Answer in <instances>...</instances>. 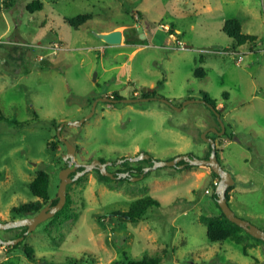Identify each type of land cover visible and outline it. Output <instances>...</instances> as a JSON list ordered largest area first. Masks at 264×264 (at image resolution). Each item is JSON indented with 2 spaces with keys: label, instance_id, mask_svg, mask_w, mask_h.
<instances>
[{
  "label": "rangeland",
  "instance_id": "374dc122",
  "mask_svg": "<svg viewBox=\"0 0 264 264\" xmlns=\"http://www.w3.org/2000/svg\"><path fill=\"white\" fill-rule=\"evenodd\" d=\"M30 1L0 0L1 222L13 219L11 207L39 199L29 185L39 168L49 173L50 196L57 192L68 163L57 127L68 121L60 132L76 146L71 164L102 157L115 161L111 172L139 152L207 157L203 133L215 135L220 163L235 178L226 189L231 208L264 229V0H42L33 11ZM82 13L91 17L78 27L66 21ZM233 17L257 36L237 50L222 30ZM110 28L123 31L120 43L97 37ZM145 84L155 85V98L98 101L89 118L71 123L98 96L138 97ZM204 94L220 106L224 133L213 130L220 124ZM181 164L137 180H100L96 168L78 176L66 188L73 216L47 218L13 248L0 243V264H126L123 252L160 254L161 264H264V242L244 232L240 243L207 238L200 215L218 211L210 189L219 176L208 165ZM146 195L159 204L141 219L117 214ZM12 228H0V237L20 231Z\"/></svg>",
  "mask_w": 264,
  "mask_h": 264
},
{
  "label": "trees",
  "instance_id": "16d2710c",
  "mask_svg": "<svg viewBox=\"0 0 264 264\" xmlns=\"http://www.w3.org/2000/svg\"><path fill=\"white\" fill-rule=\"evenodd\" d=\"M42 7H43L42 0H32L27 4V9H29L30 11H33L35 9H41ZM90 17H91L90 13H82V14H79V15L72 17V18L66 17V21L68 23H70L71 25L78 27L79 25L84 23L87 19H89ZM169 28H168V30H169ZM222 30L229 36V38L231 40L229 47L232 49H235V50H237L240 45L247 43V42H252V41L256 40V38H257V36L255 34L243 32L241 23H240L239 19L236 17L226 19L223 26H222ZM198 70L199 69L195 70V73H194L195 75L199 74ZM201 73H202V71H201ZM203 74H205V73L203 72ZM114 94H115L114 95L115 97H113V98H116V99L123 98L117 92H114ZM151 95H156L155 89L153 91H143L141 93V96L145 97V98L147 96H151ZM203 99L206 101L207 104H210L214 108L218 109L216 107L217 106L216 102L213 98L204 94ZM213 114L217 119V116L215 115L214 111H213ZM220 114L222 115V112ZM220 129H221V126L219 127V130ZM225 134H226V132H225ZM212 137L215 139V135H212ZM48 148H50L51 150L55 149L56 143H53V142L48 143ZM210 151H211V144L209 143V151H208L207 157H208ZM216 151H217V156L219 158L218 148H216ZM207 157L205 156L203 158H207ZM100 160L106 161V159H104L102 157L100 158ZM142 160H146V161L152 163L151 157H148V159H142ZM142 160L140 159V160H138V162L142 161ZM114 163H115V161H114ZM180 163H184V161L180 160L178 162V164H180ZM120 164L122 167L118 168L119 169L118 171H121V172L133 171L132 166L129 164L128 159L124 160ZM64 165L67 166L68 163L65 162ZM137 165L138 166L136 168H134V171L139 173L142 171V167L139 164H137ZM190 166H192V164L187 163V164H185L184 167H190ZM80 169H82V167ZM95 170H96L100 180H111V179H113L110 176L102 174L98 168H96ZM212 172L214 173L215 176L218 177V175L213 170H212ZM74 174H75V171H73V173H71L70 175L72 176ZM120 178L121 179H129L128 176H121ZM29 185H30V189H31L32 194L34 196L38 197L39 199H37L35 201H31V202H24V203L19 204L18 206L11 207V211L14 214L12 217L13 219H15V217L21 218V217H26V216H33L39 212V210L44 206V204L48 203L49 201H51V204H54L58 200L57 192L55 193L54 196H50V176H49V173L45 169L39 168L36 171L34 178L30 181ZM231 187L232 186L230 185L228 188H231ZM211 196H212V198H213V200H214V202L218 208V211L215 210V212H212L210 214H201L200 215V220L206 224V227H207L206 232H207V236H208L207 238H209L210 241L231 240V241H234L235 243H240L242 240L243 232L246 233L248 236L253 237L251 234H249L247 231H245L242 227H240L236 223L229 220L227 218V216L224 214V212H222V210H221V208L217 202L218 195L215 191H213ZM226 197L228 200L229 199L228 191H226ZM71 202H72L71 196L67 193V198H66V202H65L64 206L60 210H58L52 217L54 219H57V218L64 219V218L72 217L73 213L71 211L72 210L71 209ZM155 204H159L158 200L156 198H153L152 196L146 195V196H142V197L136 198L133 201H131V205L127 211H117L116 210V212H117V214L124 216L125 219L137 221L144 216V213L146 212L145 210H147V208L149 206H152ZM16 228H19L20 231L15 233L16 235L14 237L23 235L27 229V226H20V227H16ZM9 229H13V228H9ZM14 237L11 236L9 238H14ZM253 239L264 242L263 240L255 238V237H253ZM21 242L22 241H19L15 245L14 244L9 245L8 248H13V247L17 246L18 244H20ZM24 252L26 253V255L29 258H33V254H32L33 248L32 247L25 245L24 246ZM122 260L126 264H161L162 256L160 254H153V255L145 254L141 257L135 258V257L129 256L126 252H123Z\"/></svg>",
  "mask_w": 264,
  "mask_h": 264
},
{
  "label": "water",
  "instance_id": "95a60500",
  "mask_svg": "<svg viewBox=\"0 0 264 264\" xmlns=\"http://www.w3.org/2000/svg\"><path fill=\"white\" fill-rule=\"evenodd\" d=\"M97 37L101 38L102 40H104L107 43L110 44H117L120 43L122 41L123 38V34L122 31L120 29H114L108 32H98L96 33ZM152 88H143V91H152ZM150 98H155V96L152 97H144V98H135V97H125V98H121V99H116L110 96H99L96 99H94L92 106H91V110L90 112L82 119V120H78V121H71L72 124H79L81 123L84 119L89 118L93 112L94 109L96 107V103L98 101H109V102H117V101H123V102H133V101H138V100H147ZM162 101L166 102L167 104L171 105V102L166 99V98H160ZM194 99H188L186 100L183 104L188 103L190 101H192ZM204 102L206 103V101L204 100ZM207 104V103H206ZM209 107H211V109L214 111V113L217 116L218 122L221 126V129L218 130L217 128H214L213 130L216 131V133L221 134L224 133L225 131V125L224 122L221 118V110H217L216 108H214L213 106H211L210 104H207ZM179 109V108H178ZM68 121L66 122H61L58 127H57V136L59 139H61L65 145H66V152L64 154H62V158L65 160H68V165L63 167L60 172H59V184H58V189H57V197L58 200L56 203L54 204H47L44 207H42L39 212L33 216H26V217H21L18 219H10L8 221L5 222H1L0 221V228H12V227H18V226H27L26 231L24 232L23 235L21 236H17L14 238H9V239H3L0 237V243H2L3 245L9 246V245H13L14 243L20 241L23 239L24 235H26L28 232L32 231L39 223H41L42 221L46 220L47 218L52 217L58 210H60L65 202H66V198H67V192H66V188H67V184L69 182H71L72 180H75L78 176L88 172L91 169L94 168H98L102 174L110 176L112 178H115V176L121 177V176H127L129 178L133 179H139L140 177L143 176V173L138 175V176H129V172L128 171H124V172H118L116 175L109 171V169L107 168V165L111 163V161H104L102 162L99 158H93L89 163L84 164L83 169L81 170H76V168L80 165L79 163H72L74 154H75V150H76V146L67 138H65L64 136L61 135V127L66 124ZM203 137H205V140H207L210 144H211V151L210 154L208 155L207 158H203V157H197L194 155H190L188 153H183V154H179L176 155L175 157L168 159V160H160V159H155V158H151L152 159V164L150 166H147L144 171H147L151 168H155L158 166H164V165H179L178 162L180 160H183L184 163L181 164V166L183 167L185 164L189 163V164H200V165H208L218 176H219V181L216 184L215 187H212L210 189V193L212 194L213 191H215L218 195L217 197V202L222 210V212H224V214L227 216V218L229 220H231L232 222L236 223L237 225H239L240 227H242L245 231H247L249 234H251L253 237L261 239L264 241V229L258 227L257 225L253 224L252 222L248 221L245 218H242L240 216H238L234 210L231 208L227 197H226V189L228 188L229 185H233L235 183V178L233 176V174L222 167L220 160L217 156V151H216V143H215V139L213 137H207L206 136V132L203 133ZM150 157V154L148 153H144V152H139L137 155L135 156H128L126 158H122L119 159V161H123L125 159L128 160H139V159H144V158H148ZM75 171L74 175H70V172Z\"/></svg>",
  "mask_w": 264,
  "mask_h": 264
},
{
  "label": "flooded vegetation",
  "instance_id": "af4514ba",
  "mask_svg": "<svg viewBox=\"0 0 264 264\" xmlns=\"http://www.w3.org/2000/svg\"><path fill=\"white\" fill-rule=\"evenodd\" d=\"M153 91V90H152ZM107 96V95H106ZM152 96H154V95H151L150 97H152ZM131 97H134V96H131ZM147 97H149V96H147ZM135 98H144V97H142L141 95L140 96H136ZM139 101V100H138ZM140 101H142V100H140ZM217 107V106H216ZM218 108V107H217ZM217 110H220V107L217 109ZM65 125V124H64ZM219 130V129H218ZM216 132V131H215ZM190 155H192V154H190ZM101 157H99V159H100ZM122 159V158H121ZM145 159V158H144ZM148 159V158H147ZM126 160V159H125ZM102 161V160H101ZM124 161V160H123ZM123 161H120L119 162V165H121L120 163L121 162H123ZM102 162H104V161H102ZM110 164H114V162H111ZM110 164H108L107 165V167L109 168V165ZM152 163L151 162H149V165L147 164V165H140L141 167H142V171L141 172H139V173H137L138 175H140V174H142L143 173V175H145V171H144V169L147 167V166H150ZM138 165L136 164V166H132V169H134V168H136ZM185 166V165H184ZM82 167V169H83V167H84V164L83 165H79L78 167H77V169L76 170H81L80 168ZM122 166H120V167H118V168H121ZM97 168V167H96ZM117 168V170H119ZM118 172H121V171H116V170H113V173L116 175ZM132 175V174H131ZM116 177V176H115ZM144 177V176H143ZM47 204H51V201H49L48 203H46L45 205H47ZM44 205V206H45ZM43 206V207H44Z\"/></svg>",
  "mask_w": 264,
  "mask_h": 264
},
{
  "label": "crops",
  "instance_id": "0c3cea01",
  "mask_svg": "<svg viewBox=\"0 0 264 264\" xmlns=\"http://www.w3.org/2000/svg\"><path fill=\"white\" fill-rule=\"evenodd\" d=\"M162 26H167V24H163ZM164 29H166V28H164ZM111 30H114V28H110V29H107V30H103V31H99V32H108V31H111ZM167 30H168V28H167ZM122 31V30H121ZM122 34H123V31H122ZM185 45H186V43H184ZM108 46H110L111 47V45H108ZM106 47H107V45L105 46V48L104 49H106ZM152 88L153 90L155 89V85L152 87L151 85H149V86H147L146 84H145V86L143 87V88ZM105 92V91H104ZM103 93V92H102ZM99 97V96H98ZM217 105V104H216ZM220 107V106H219ZM121 159V158H120ZM184 167V166H183ZM182 167V168H183ZM185 168V167H184ZM133 171H128L129 172V176H132L133 175V173H136V176H138V174H137V172L136 171H134V169H132ZM132 174V175H131ZM145 174H146V172H145ZM144 176V175H143ZM142 176V177H143ZM137 180V179H136ZM228 202H229V204H230V202H232V196L230 195L229 196V199H228ZM130 204H131V202H130Z\"/></svg>",
  "mask_w": 264,
  "mask_h": 264
},
{
  "label": "built area",
  "instance_id": "2783aa9c",
  "mask_svg": "<svg viewBox=\"0 0 264 264\" xmlns=\"http://www.w3.org/2000/svg\"><path fill=\"white\" fill-rule=\"evenodd\" d=\"M261 43H264V39H261V40H260V43H259V44H261ZM236 56H237L238 61H239V60L242 59L243 54H242V52L238 51V52H236Z\"/></svg>",
  "mask_w": 264,
  "mask_h": 264
}]
</instances>
